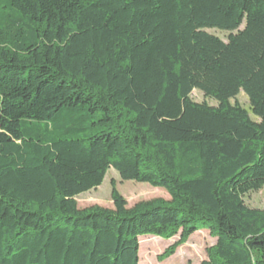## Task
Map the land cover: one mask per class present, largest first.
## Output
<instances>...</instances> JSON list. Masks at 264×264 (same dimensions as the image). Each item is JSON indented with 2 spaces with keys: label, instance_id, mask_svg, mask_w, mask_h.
I'll return each instance as SVG.
<instances>
[{
  "label": "trees",
  "instance_id": "trees-1",
  "mask_svg": "<svg viewBox=\"0 0 264 264\" xmlns=\"http://www.w3.org/2000/svg\"><path fill=\"white\" fill-rule=\"evenodd\" d=\"M112 168L171 198L79 208ZM263 188L264 0H0V264H140L202 229L201 264H264Z\"/></svg>",
  "mask_w": 264,
  "mask_h": 264
},
{
  "label": "rangeland",
  "instance_id": "rangeland-1",
  "mask_svg": "<svg viewBox=\"0 0 264 264\" xmlns=\"http://www.w3.org/2000/svg\"><path fill=\"white\" fill-rule=\"evenodd\" d=\"M243 27L244 25L241 29ZM207 31L217 35L224 41H228L230 32L218 29H208ZM191 96L196 102H207L210 105L218 106V102L215 99L206 97L198 89L194 90ZM231 102L233 104L238 103L248 109L252 118L257 119L252 113L249 97L244 91H241ZM113 182L116 183L117 188L126 198L129 207H133L141 201L157 198L169 200L171 198L169 192L164 188L132 180L123 181L119 173L112 168L107 172L101 186L76 197L79 208L84 209L99 205L104 208L113 209ZM245 201L250 207L264 210V188L247 195ZM179 242V235L169 239L152 235L142 236L140 238L139 251L140 264H201L203 261L209 259V250L216 244L217 238L211 234L209 229H202L190 236L186 242L178 244ZM174 245H177L175 252L172 255L165 256L166 251Z\"/></svg>",
  "mask_w": 264,
  "mask_h": 264
}]
</instances>
